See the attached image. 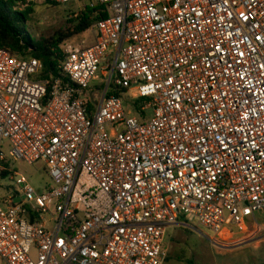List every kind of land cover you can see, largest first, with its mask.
Here are the masks:
<instances>
[{
    "label": "built area",
    "instance_id": "obj_1",
    "mask_svg": "<svg viewBox=\"0 0 264 264\" xmlns=\"http://www.w3.org/2000/svg\"><path fill=\"white\" fill-rule=\"evenodd\" d=\"M89 2L108 17L61 77L0 49V177L23 197L0 198L1 264H166L183 222L245 231L264 211V0Z\"/></svg>",
    "mask_w": 264,
    "mask_h": 264
},
{
    "label": "rangeland",
    "instance_id": "obj_2",
    "mask_svg": "<svg viewBox=\"0 0 264 264\" xmlns=\"http://www.w3.org/2000/svg\"><path fill=\"white\" fill-rule=\"evenodd\" d=\"M90 4L89 0L55 8L45 3L36 4L30 22L33 35L38 40H45L59 31L67 30L70 27L69 20L75 19L74 14L79 15ZM69 43L90 46L93 40L89 35H83ZM152 114L151 110L147 111V119ZM5 151L8 153L7 148ZM12 169L25 176L39 192L51 184L42 162L29 165L17 161L13 163ZM12 176L0 178V198L12 196L16 203H20L23 197L17 193L19 189L11 180ZM256 220L250 224L256 227L250 226L248 232L226 227L219 235L212 234L194 222H183L168 231L166 246L170 259L166 264H260L264 261V211L256 215ZM259 226L263 227L261 231L257 228Z\"/></svg>",
    "mask_w": 264,
    "mask_h": 264
},
{
    "label": "trees",
    "instance_id": "obj_3",
    "mask_svg": "<svg viewBox=\"0 0 264 264\" xmlns=\"http://www.w3.org/2000/svg\"><path fill=\"white\" fill-rule=\"evenodd\" d=\"M47 6L59 7L50 3ZM36 4L25 6L18 0H0V49L7 50L19 58H35L42 62L43 71L41 79H51L62 76V63L64 60V46L70 40L88 35L95 22L104 20L108 14L101 13V8L86 6L79 15L74 14L75 19L69 20L70 27L65 31H59L49 39L38 40L32 33L30 22ZM116 96L119 94L114 93ZM127 105L133 109L135 115H146L141 111L143 101ZM0 178H7L3 173ZM169 254L166 263L169 261ZM260 264H264L261 261Z\"/></svg>",
    "mask_w": 264,
    "mask_h": 264
},
{
    "label": "crops",
    "instance_id": "obj_4",
    "mask_svg": "<svg viewBox=\"0 0 264 264\" xmlns=\"http://www.w3.org/2000/svg\"><path fill=\"white\" fill-rule=\"evenodd\" d=\"M89 35V34H88ZM91 39L93 40V42H94V39L91 37ZM257 220H256V218H252V219H249L248 221H247V224H246V230L245 231H241V232H248V230H249V227L250 226H255L256 227V225H250V224H252L251 222H256ZM254 224V223H253ZM258 228V230H260L261 231V229L263 228L262 226H259V227H257Z\"/></svg>",
    "mask_w": 264,
    "mask_h": 264
}]
</instances>
